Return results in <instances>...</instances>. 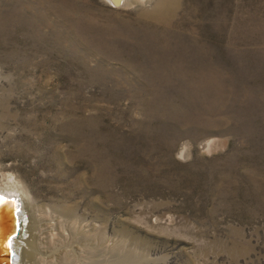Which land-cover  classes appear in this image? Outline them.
Returning a JSON list of instances; mask_svg holds the SVG:
<instances>
[{
  "label": "rangeland",
  "instance_id": "obj_1",
  "mask_svg": "<svg viewBox=\"0 0 264 264\" xmlns=\"http://www.w3.org/2000/svg\"><path fill=\"white\" fill-rule=\"evenodd\" d=\"M9 177L33 264H264V0H0Z\"/></svg>",
  "mask_w": 264,
  "mask_h": 264
},
{
  "label": "bare ground",
  "instance_id": "obj_2",
  "mask_svg": "<svg viewBox=\"0 0 264 264\" xmlns=\"http://www.w3.org/2000/svg\"><path fill=\"white\" fill-rule=\"evenodd\" d=\"M115 8L125 7L130 8L135 4L143 3L145 0H107ZM7 188L0 190V197L4 199H11L16 203L17 212L15 214V221L12 224V235L14 237L9 239V231L11 226L7 223L4 229L0 227V264H8L9 258L3 254L6 250L7 244L9 245L8 255L11 254V264H33V231L35 227V219L28 218L24 212V195L19 194L16 189V182L13 177L7 179ZM13 188V190L11 189ZM13 195V196H12ZM24 196V197H23ZM27 201V200H26ZM1 226V225H0ZM28 234V236H27ZM27 236V238H26ZM25 237V238H24ZM126 264V263H125Z\"/></svg>",
  "mask_w": 264,
  "mask_h": 264
},
{
  "label": "water",
  "instance_id": "obj_3",
  "mask_svg": "<svg viewBox=\"0 0 264 264\" xmlns=\"http://www.w3.org/2000/svg\"><path fill=\"white\" fill-rule=\"evenodd\" d=\"M15 207H16V203L11 199H4V203L0 204V225H1L0 227L4 229L7 223L11 226V229L9 231V235L11 236H9L8 241H10L14 237V235H12V231H13L12 224L14 221L16 223L15 214L17 212V209ZM6 249H8L9 251L8 244ZM8 251L6 250L3 254L5 255L6 258H9L8 264H11L12 255L11 254L8 255Z\"/></svg>",
  "mask_w": 264,
  "mask_h": 264
},
{
  "label": "snow or ice",
  "instance_id": "obj_4",
  "mask_svg": "<svg viewBox=\"0 0 264 264\" xmlns=\"http://www.w3.org/2000/svg\"><path fill=\"white\" fill-rule=\"evenodd\" d=\"M4 203V200L2 197H0V204H3Z\"/></svg>",
  "mask_w": 264,
  "mask_h": 264
}]
</instances>
